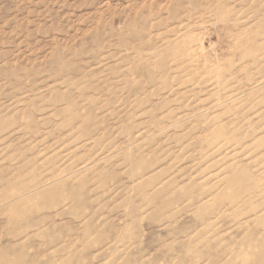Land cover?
Listing matches in <instances>:
<instances>
[{"label":"rangeland","instance_id":"rangeland-1","mask_svg":"<svg viewBox=\"0 0 264 264\" xmlns=\"http://www.w3.org/2000/svg\"><path fill=\"white\" fill-rule=\"evenodd\" d=\"M0 264H264V0H0Z\"/></svg>","mask_w":264,"mask_h":264}]
</instances>
